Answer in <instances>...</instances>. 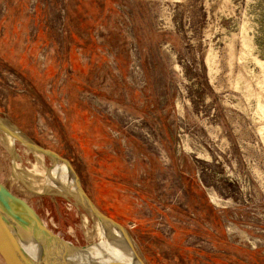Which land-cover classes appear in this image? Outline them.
Returning a JSON list of instances; mask_svg holds the SVG:
<instances>
[{
  "label": "rangeland",
  "instance_id": "374dc122",
  "mask_svg": "<svg viewBox=\"0 0 264 264\" xmlns=\"http://www.w3.org/2000/svg\"><path fill=\"white\" fill-rule=\"evenodd\" d=\"M8 29L0 119L68 159L145 264H264V0H0V47ZM58 163L0 131V183L101 242Z\"/></svg>",
  "mask_w": 264,
  "mask_h": 264
},
{
  "label": "water",
  "instance_id": "95a60500",
  "mask_svg": "<svg viewBox=\"0 0 264 264\" xmlns=\"http://www.w3.org/2000/svg\"><path fill=\"white\" fill-rule=\"evenodd\" d=\"M0 131L23 146L49 157L53 162H61L72 184L64 185L62 189L104 229H109L112 236L116 235L120 239L121 245L117 243L116 246L126 255L124 261L117 260L90 250L97 247L98 243L79 246L66 241L50 231L25 200L0 183V258L3 264H83L73 263L71 259L74 257L84 260V264H145L137 253L128 230L94 205L68 159L8 127L2 119ZM15 212L21 214L25 220L23 230L16 228L18 225H15Z\"/></svg>",
  "mask_w": 264,
  "mask_h": 264
},
{
  "label": "bare ground",
  "instance_id": "6f19581e",
  "mask_svg": "<svg viewBox=\"0 0 264 264\" xmlns=\"http://www.w3.org/2000/svg\"><path fill=\"white\" fill-rule=\"evenodd\" d=\"M5 123L8 127L13 129V127L9 123H7V122H5ZM59 170H61V171H59ZM49 173H50V170H49ZM66 173L67 172H66L65 168L55 170V172H53L52 181H50V183L52 182L54 185H56L58 188H61V189L62 188L64 189V185H68V186L70 185L71 186L72 184H70V181L67 178ZM14 215L16 216L15 221L17 223V224L15 223V225H18L17 227L16 226H14V227H16L19 230H23L24 224H25L24 218L22 217L21 214H19L17 212H15ZM103 234H104L103 240L98 243L97 247H95L93 249L91 248L90 250L94 251L96 253H99L100 255L106 254L113 259L124 261L126 255L122 254V251L120 250V248L116 246L117 243H118V245L119 244L121 245L120 239L116 235L112 236L109 229H104ZM78 260L75 257L71 259V261L73 263H83V264L85 263L84 260H79V261Z\"/></svg>",
  "mask_w": 264,
  "mask_h": 264
},
{
  "label": "crops",
  "instance_id": "0c3cea01",
  "mask_svg": "<svg viewBox=\"0 0 264 264\" xmlns=\"http://www.w3.org/2000/svg\"><path fill=\"white\" fill-rule=\"evenodd\" d=\"M14 31H15V29H13ZM2 35V34H1ZM18 37H19V34L17 35L16 33H11V31H10V29H8V31H6V34L2 37V40H3V42H2V47H0V50H2L3 52H4V54H11V57H16V59L15 60H17V61H21V59L23 58V56H22V52H19L18 54H16V56H14L12 53H11V50L13 49L14 50V48H16V46H17V43H18ZM5 40H7L8 41V44H7V42H5ZM59 41V40H58ZM8 46V47H7ZM6 47V49H4ZM25 47H26V45H25ZM21 48V47H20ZM26 50V49H25ZM10 57V56H9ZM10 57V58H11ZM41 57V56H40ZM72 58H71V61L72 62H74L75 61V58H76V60H77V57H73V56H71ZM67 59V56H65L64 54H62L60 57H58L57 58V60H56V62H57V70L54 72V74H55V77L56 78H59V76H60V74L62 73V71H65V74L68 76L69 75V77H70V75H71V66H70V63L68 62V60H67V63H68V68L65 70V69H62V68H64L63 66H65V64H64V62H65V60ZM69 59V58H68ZM36 61H38V58H37V56H36ZM35 61V62H36ZM39 62V61H38ZM37 63V62H36ZM62 69V70H61ZM22 70H24V73L26 74V73H28L30 76H31V74H30V72H31V70H30V68H29V70H28V68L27 67H23L22 68ZM21 71V70H20ZM24 74V76L26 77V75ZM21 75V74H20ZM53 89H54V87H52V91H53Z\"/></svg>",
  "mask_w": 264,
  "mask_h": 264
},
{
  "label": "trees",
  "instance_id": "16d2710c",
  "mask_svg": "<svg viewBox=\"0 0 264 264\" xmlns=\"http://www.w3.org/2000/svg\"><path fill=\"white\" fill-rule=\"evenodd\" d=\"M93 202H94V201H93ZM94 204H95V203H94ZM95 205H96V204H95ZM96 206H97V208H98L102 213L106 214L108 217H111V215H109V214L107 213V211L101 209V208L99 207V205H96ZM111 218L114 219L115 221H117V222L120 223V219H117V218H114V217H111ZM220 239L224 240V242L226 241V239H224V237H223V238L220 237Z\"/></svg>",
  "mask_w": 264,
  "mask_h": 264
}]
</instances>
